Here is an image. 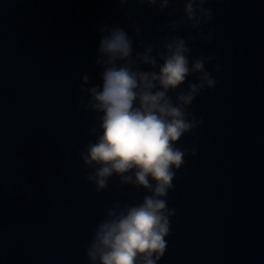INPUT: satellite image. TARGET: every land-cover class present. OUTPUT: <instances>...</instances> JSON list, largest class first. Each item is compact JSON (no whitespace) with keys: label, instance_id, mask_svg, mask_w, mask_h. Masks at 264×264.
I'll return each instance as SVG.
<instances>
[{"label":"water","instance_id":"1","mask_svg":"<svg viewBox=\"0 0 264 264\" xmlns=\"http://www.w3.org/2000/svg\"><path fill=\"white\" fill-rule=\"evenodd\" d=\"M207 6L203 31L214 38L193 42L192 57L215 56L206 67L222 70L188 109L203 123L176 144L198 150L174 169L165 199L175 214L157 264H264V0ZM129 16L146 41L168 19L115 0H0V264H88L107 207L150 195L115 175L97 193L80 159L97 119L77 105L81 76L99 83L98 25L131 34Z\"/></svg>","mask_w":264,"mask_h":264},{"label":"clouds","instance_id":"2","mask_svg":"<svg viewBox=\"0 0 264 264\" xmlns=\"http://www.w3.org/2000/svg\"><path fill=\"white\" fill-rule=\"evenodd\" d=\"M115 2L120 11L130 4L167 11L168 19L152 41L144 39L131 16V34L119 24L98 25L93 63L99 83H92V73L85 72L77 105L97 119L90 129L94 140L84 146L80 159L90 170L85 179L97 193L108 189L115 175L119 186L143 188L150 195L135 204L114 201L108 206L85 256L88 264H157L167 248L169 218L175 214L165 199L173 188L174 169L179 170L185 156H195L198 150L196 145L182 150L176 144L203 123L188 109L204 90L215 88L213 72L222 70L217 63L210 72L206 65L216 57H192L190 47L197 39L213 40L214 30L205 33L203 28L214 10L207 6L210 0ZM177 3L183 8L171 7ZM181 29L184 36L177 34Z\"/></svg>","mask_w":264,"mask_h":264}]
</instances>
